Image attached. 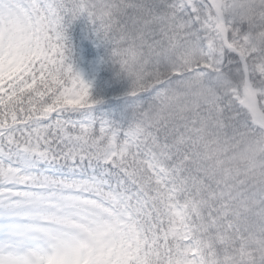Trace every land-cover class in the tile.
Returning a JSON list of instances; mask_svg holds the SVG:
<instances>
[{
  "label": "snow or ice",
  "instance_id": "1",
  "mask_svg": "<svg viewBox=\"0 0 264 264\" xmlns=\"http://www.w3.org/2000/svg\"><path fill=\"white\" fill-rule=\"evenodd\" d=\"M83 16L126 126L66 58ZM245 17L264 27V0H0V264H264L250 194L204 163L209 135L264 132Z\"/></svg>",
  "mask_w": 264,
  "mask_h": 264
},
{
  "label": "trees",
  "instance_id": "2",
  "mask_svg": "<svg viewBox=\"0 0 264 264\" xmlns=\"http://www.w3.org/2000/svg\"><path fill=\"white\" fill-rule=\"evenodd\" d=\"M245 22L249 23L255 30L250 33L254 36H263L261 44H264V27H259L255 21L245 17ZM77 31H79L77 29ZM70 30L66 32L65 39V55L69 63L79 73L82 68L88 69V62L92 56L85 55V50L82 48L81 40L70 38ZM108 69H102L108 71ZM147 74H152L158 69L155 67H146L142 69ZM91 93L93 99L100 100L101 103L94 105V114H100L105 111L113 112L119 115L118 124L126 126L132 119L131 105L129 104L130 97L125 93L129 90L130 82L127 80H118L115 84H108L107 78L102 75ZM190 99V97H186ZM157 106L163 109L165 105L157 102ZM171 107V105H169ZM126 113V118L122 115ZM214 131V130H213ZM208 139L213 141L209 145V151L204 163L211 165L217 178L227 179L229 182L240 181L241 186L247 189L250 194L247 206L244 209L246 215L253 220L264 222V214L258 209V199L251 194L256 192L264 193V152L254 154L257 141L264 142V135L260 131L251 132L245 129L239 131L227 130L214 137L209 135ZM222 161L218 166L216 160Z\"/></svg>",
  "mask_w": 264,
  "mask_h": 264
},
{
  "label": "rangeland",
  "instance_id": "3",
  "mask_svg": "<svg viewBox=\"0 0 264 264\" xmlns=\"http://www.w3.org/2000/svg\"><path fill=\"white\" fill-rule=\"evenodd\" d=\"M79 28H80V35L82 36L83 44L87 48H91L93 52L97 50V44L94 42L96 40V37L93 33V25L92 23L86 19L85 16L79 18L77 21H75ZM252 40L254 42H257L260 44L261 38L258 36H252L250 35ZM101 72V65H100V57L99 56H92V61L88 63V69H83L79 75L83 80L90 83L91 88L90 92L95 86V82L97 80V77L99 76ZM98 118H102L104 120L109 121L112 124L117 125L118 121L114 118V115H107L106 113H102ZM260 151L264 152V145H260ZM254 154L256 155V150H254Z\"/></svg>",
  "mask_w": 264,
  "mask_h": 264
}]
</instances>
